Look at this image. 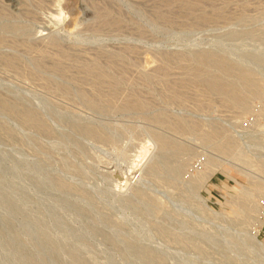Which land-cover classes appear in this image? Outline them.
<instances>
[{"label": "rangeland", "instance_id": "obj_1", "mask_svg": "<svg viewBox=\"0 0 264 264\" xmlns=\"http://www.w3.org/2000/svg\"><path fill=\"white\" fill-rule=\"evenodd\" d=\"M0 264H264V0H0Z\"/></svg>", "mask_w": 264, "mask_h": 264}]
</instances>
